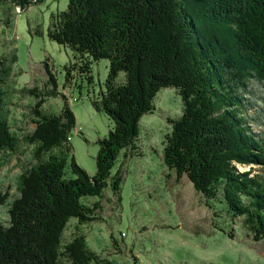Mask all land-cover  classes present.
<instances>
[{
	"label": "trees",
	"instance_id": "trees-1",
	"mask_svg": "<svg viewBox=\"0 0 264 264\" xmlns=\"http://www.w3.org/2000/svg\"><path fill=\"white\" fill-rule=\"evenodd\" d=\"M6 1L22 11L43 0L0 3ZM47 36L73 53L64 66L66 83L78 74L79 87L91 84V64L108 61L104 88L95 96L88 91L87 99L110 128L97 140L91 176L72 153V100L59 93L46 60L50 85L28 91L37 100L33 130L23 140L35 146V164L20 173L7 221L0 222V264H108L84 235L63 241L64 230L70 219L86 225L99 218L100 201L82 199L101 197L108 184L120 201L122 166L139 155L140 120L169 87L179 95L182 112L168 119L164 165L176 180L185 176L209 208L221 195L226 216L241 220L255 242L264 241V176L252 171L264 169V0H68L65 10L52 15ZM15 60L14 54L0 57V83ZM59 94L58 112H43L47 98ZM3 98L0 91V111ZM17 147L18 137L0 112V151ZM118 156L122 161L111 176ZM7 197L0 193V204Z\"/></svg>",
	"mask_w": 264,
	"mask_h": 264
},
{
	"label": "rangeland",
	"instance_id": "rangeland-1",
	"mask_svg": "<svg viewBox=\"0 0 264 264\" xmlns=\"http://www.w3.org/2000/svg\"><path fill=\"white\" fill-rule=\"evenodd\" d=\"M67 3L68 0H43L22 11L8 1L0 3V57L16 56L8 76L0 83V91L4 92L0 112L18 137L17 151H0V193H8L0 204L2 223L8 218V203L18 193L20 173L35 164V146L23 140L33 130L32 106L37 100L28 91L37 87L45 90L41 86L49 83L44 69L46 60L53 66L59 93L64 92L74 101L70 102L76 116V126L70 133L72 153L91 176L96 171L97 140L106 136L110 128L107 116L93 109L87 99L88 91L95 96L104 88L108 61L100 59L91 64V84L84 82L79 87L82 82L78 74L71 84L66 83L64 66L73 62V53L47 36L52 15L65 10ZM0 77L2 80L1 72ZM61 105L60 94L49 97L43 112L56 113ZM154 105L155 109L140 120L139 155L127 159L122 166L125 173L120 201L117 202L110 184L101 197H84L82 201L87 204L100 201L96 211L99 218L86 225L70 219L63 241L84 235L89 248L108 264H264V241L255 242L242 228L241 220L226 216L221 195L211 201L209 208L185 176L176 180L164 165L163 138L171 130L168 119L182 112L175 89H161ZM121 161L118 156L111 176ZM238 168L245 171L250 166ZM252 171L264 176V169L258 166H252ZM214 212L218 213L216 217ZM226 232L234 233V238Z\"/></svg>",
	"mask_w": 264,
	"mask_h": 264
},
{
	"label": "bare ground",
	"instance_id": "bare-ground-1",
	"mask_svg": "<svg viewBox=\"0 0 264 264\" xmlns=\"http://www.w3.org/2000/svg\"><path fill=\"white\" fill-rule=\"evenodd\" d=\"M54 138V137H53ZM1 212V211H0Z\"/></svg>",
	"mask_w": 264,
	"mask_h": 264
},
{
	"label": "crops",
	"instance_id": "crops-1",
	"mask_svg": "<svg viewBox=\"0 0 264 264\" xmlns=\"http://www.w3.org/2000/svg\"><path fill=\"white\" fill-rule=\"evenodd\" d=\"M72 102H74V101H72Z\"/></svg>",
	"mask_w": 264,
	"mask_h": 264
}]
</instances>
